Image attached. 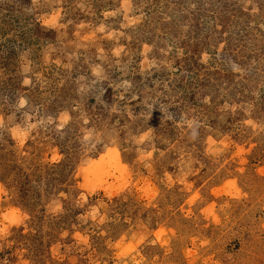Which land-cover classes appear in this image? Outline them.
<instances>
[{
  "label": "rangeland",
  "instance_id": "obj_1",
  "mask_svg": "<svg viewBox=\"0 0 264 264\" xmlns=\"http://www.w3.org/2000/svg\"><path fill=\"white\" fill-rule=\"evenodd\" d=\"M0 264H264V0H0Z\"/></svg>",
  "mask_w": 264,
  "mask_h": 264
},
{
  "label": "bare ground",
  "instance_id": "obj_2",
  "mask_svg": "<svg viewBox=\"0 0 264 264\" xmlns=\"http://www.w3.org/2000/svg\"><path fill=\"white\" fill-rule=\"evenodd\" d=\"M114 155H115V154H114ZM112 157H113V155H112ZM103 158H104V157H103ZM103 158H102V159H103ZM108 158H109V157H108ZM113 158H114V157H113ZM110 159H111V158H110ZM105 160H106V159H105ZM110 162H111V161H110ZM113 162H114V161H113ZM115 163H117V162L115 161ZM112 165H113V164H112ZM113 166H114V165H113ZM117 166H118V164H116V167H117ZM89 169H90V168H89ZM115 169L117 170V168H115ZM97 173H98V172H97ZM91 175H92V174H91ZM100 176H101V175H100ZM88 178H89V176H88ZM89 179H90V178H89ZM89 179H88V180H89ZM92 179H93V178H92ZM94 179H95V178H94ZM100 180H101V179H100ZM94 181H95V180H94ZM101 181H102V180H101ZM105 181H106V180H105ZM105 181H104V183H105ZM95 182H96V181H95ZM95 182H94V183H95ZM91 183H92V182H91ZM94 185H95V184H94ZM99 185H100V184H99Z\"/></svg>",
  "mask_w": 264,
  "mask_h": 264
}]
</instances>
